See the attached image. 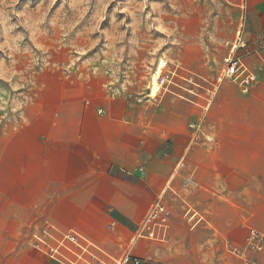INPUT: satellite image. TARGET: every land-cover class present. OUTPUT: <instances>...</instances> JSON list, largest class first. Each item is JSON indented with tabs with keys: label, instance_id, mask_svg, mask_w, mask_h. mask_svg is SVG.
Masks as SVG:
<instances>
[{
	"label": "rangeland",
	"instance_id": "rangeland-1",
	"mask_svg": "<svg viewBox=\"0 0 264 264\" xmlns=\"http://www.w3.org/2000/svg\"><path fill=\"white\" fill-rule=\"evenodd\" d=\"M237 17V8L224 0H0V149L11 144L18 123L73 110L76 99L92 104L98 96L146 111L174 98L196 107L197 121L203 123L202 107L223 67L227 43L236 37ZM161 58L167 63L163 73L177 70L182 88L173 87L174 94L162 89L153 99V77ZM255 63L258 81L251 89L264 83V61L258 58ZM182 77H193L195 84ZM234 91H240L234 83L221 86L207 113V127L210 120L218 123L219 104L225 102L220 96ZM214 128L209 127L215 137L211 145L217 143ZM1 184L0 190L5 187ZM205 193L194 199L206 218L195 228L184 219L180 204L170 199L173 216L165 241H139L137 254L123 243L112 251L100 246L117 258L138 256L140 264H264V250H247L250 229L264 233V210H220L214 201L217 193ZM52 226H16L11 211L0 210V238L7 237L0 239V250L38 251L37 235L55 247L58 243L50 236L61 239L64 233Z\"/></svg>",
	"mask_w": 264,
	"mask_h": 264
},
{
	"label": "crops",
	"instance_id": "crops-1",
	"mask_svg": "<svg viewBox=\"0 0 264 264\" xmlns=\"http://www.w3.org/2000/svg\"><path fill=\"white\" fill-rule=\"evenodd\" d=\"M224 1L237 8L238 27L244 14L242 36L260 50L247 58L258 81L255 60L264 61V0ZM257 81L246 92L238 85L240 91L224 92L218 123L210 120L207 127L206 114L202 129L198 109L195 114L196 107L174 98L149 111L99 96L92 104L76 99L73 110L18 123L11 144L0 149V182L5 185L0 210L9 209L16 226L51 223L63 235L76 233L117 262L129 254L117 258L100 245L112 251L123 243L137 254L143 240L131 238L175 174L173 192L166 195L183 210L176 194L197 209L194 199L202 191L217 193L220 210H264V83L251 89ZM213 125L215 145L210 144ZM0 264L56 263L35 250L12 249L0 250Z\"/></svg>",
	"mask_w": 264,
	"mask_h": 264
},
{
	"label": "built area",
	"instance_id": "built-area-1",
	"mask_svg": "<svg viewBox=\"0 0 264 264\" xmlns=\"http://www.w3.org/2000/svg\"><path fill=\"white\" fill-rule=\"evenodd\" d=\"M244 14L240 19V24L237 29L236 37L233 41H229L227 46L229 51L223 59V67L220 70L216 82L211 84L212 88L208 90L210 96L206 98V105L203 107L192 99H186L194 105L201 106L204 110L203 116L208 113L211 108L214 98L225 82H231L241 87L245 92L248 91L249 85L257 81V75L247 62V58L260 50L253 49L247 40L242 36L244 28ZM177 70L162 73L159 83L162 89L173 93V87L182 88L177 82ZM189 83L195 84L193 77L183 78ZM187 90V89H186ZM193 96H197L194 90H188ZM174 94V93H173ZM183 98V97H182ZM185 99V98H184ZM198 126L201 127L200 121ZM193 127V125H192ZM143 170V169H141ZM177 174L171 177L167 185V191L173 192L172 182L176 179ZM167 191L160 194L154 201L149 212L145 216L140 230L137 232L136 240H162L167 236L171 227V219L173 216V207L167 199ZM176 198L184 207V219L193 229L200 223L206 221L203 213L193 207L187 197L176 194ZM42 232L49 234L46 229H41ZM51 238L57 241V246H51L46 242V239L37 235L36 248L41 253L50 256L59 264H140L139 257L127 255L119 262L106 256L97 247L87 242L83 237L76 233H68L63 235L61 239ZM253 252H261L264 250V233L257 229L251 228L247 238V250ZM71 254V256H68Z\"/></svg>",
	"mask_w": 264,
	"mask_h": 264
},
{
	"label": "bare ground",
	"instance_id": "bare-ground-1",
	"mask_svg": "<svg viewBox=\"0 0 264 264\" xmlns=\"http://www.w3.org/2000/svg\"><path fill=\"white\" fill-rule=\"evenodd\" d=\"M167 67V63L164 59H160L159 63L157 64L155 75L153 77L152 89H151V97L155 99L162 91V86L159 83V79L163 70Z\"/></svg>",
	"mask_w": 264,
	"mask_h": 264
}]
</instances>
